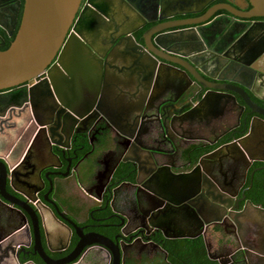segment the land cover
Here are the masks:
<instances>
[{"label":"flooded vegetation","instance_id":"flooded-vegetation-1","mask_svg":"<svg viewBox=\"0 0 264 264\" xmlns=\"http://www.w3.org/2000/svg\"><path fill=\"white\" fill-rule=\"evenodd\" d=\"M83 1H81L80 6ZM238 1L240 0H212L202 8L195 2L184 6H173L168 8L169 13H167L173 14L164 19L157 18L158 12L155 9L150 7L143 9L139 5L143 14H145V17H141L133 9L130 10L131 8L127 4L122 3L124 8L121 7L120 11L115 10L114 13L109 15L108 30L104 32L105 42L102 45L103 47L99 48V52L104 54L106 61L101 70L102 80L105 84L103 100L106 101V97L111 91L108 82L109 73L118 70L122 66L124 67V64L130 75L133 74L135 68H138V65L131 67L126 53L123 52L124 42L114 44V41L113 45L111 39L128 28L132 29L130 32L131 37L138 43L143 42V35H149L158 26L169 25L171 30L186 29V37H192L191 42H193L191 45H184L182 42L178 43L177 41L172 48L179 51L198 49L195 58L205 73L212 78L206 76L199 78L201 85H196L193 79L191 82L194 84L189 83L186 79L178 81L172 75H162L161 72L166 68L161 65L160 58L156 59L154 66L158 68L157 78L156 74L154 76L152 72L150 73L147 70L146 77L141 78L133 89L127 87V91H123L125 95H130V97L131 93H135V96L139 95L145 100L148 99L146 108H144L145 104L143 103L138 111L131 115L132 118L136 117V119L134 129L129 134L131 138L136 139L143 146H152L164 151L165 153L158 163L165 164L169 169H171V166H175L176 170L179 169L185 172L198 164L201 158L199 166L200 168L203 167L202 172L208 176V182L200 180L199 188L194 189V186H187L186 189H183L181 180L177 182L180 177H172V183L167 182L166 187L161 188L159 176L162 178L161 176L167 175V172L164 171V168H159L151 162H148L144 169H148L147 174L141 172L136 174L129 161H121V158L132 154V152H128L134 148L108 122L107 115L111 114V110H108L107 107L102 109V115L99 119L95 118L96 123L92 127L91 116L89 118H78L75 115V117L65 116L63 124L60 123V126H62L60 134H52V138L62 145L61 147L52 146V151L56 153L58 159L47 156L43 163L52 166L41 170L42 183H36L39 186L38 191L35 192L36 198L28 203L37 215V223L36 220L33 221L30 218V214L26 210L28 209L26 204V211H23L24 217L14 211H8L0 205V238L2 237L0 240V264H45L39 257L36 247H34L36 244L32 223L34 225L36 223L40 245L51 260H58L67 256L80 239L89 242V245L84 247L86 249L83 248L71 261L65 264H169L166 261L164 242L197 236H200L203 241L207 257L208 252L209 255L220 260L226 259L225 264H247L244 259L246 256L248 262L255 264L257 253L264 252V220L254 218L246 200L264 208L261 201L252 200V197L260 191L258 190L259 185L264 183V141L259 135L260 140L258 142L256 140L254 143L253 140L244 141L242 143L243 147L239 148L240 150H237L235 146H230L228 151H222L219 147L244 136L248 132L254 116L263 119L264 117L251 112L238 94H234L236 101L234 102L229 96L221 95L222 93L218 94L217 92L220 91L213 88L214 86H221L235 89V86L230 83L215 80L216 77L224 75V71L220 66H233L232 64L235 63L242 65L241 63L250 58L249 55L253 51L251 50L252 43L264 39L263 29L259 26L248 27L241 23L232 22L222 16L223 14L230 15V12L219 8L223 3H228L241 10L248 9L246 8L248 5L246 0H241V4ZM207 13L208 17L199 23L208 24L199 29L198 35L193 36V33L188 29L195 26L194 22H198ZM114 14L118 16L127 14V16L124 21L119 18L120 21L117 22V19L114 20L116 18ZM237 18L244 20L243 18ZM251 20H264V17H255ZM3 32L5 33L4 30ZM74 44L71 39L68 46ZM69 52H71V49L66 51L63 64L70 70V66L76 64V58L73 56L72 59ZM155 53L167 59L181 61L171 53L160 50H155ZM117 61L122 62L119 67L116 66ZM155 70L153 73H155ZM50 73L55 86V94H58L60 98L63 97L64 91L68 89L74 90L75 95L83 99L87 96L91 98L94 93V89L87 90L85 88V83H88V80L82 74L78 76V73L76 76L75 73L74 82L68 77L65 85L61 80L63 71L60 67H54ZM84 73L91 74L89 71ZM92 73L96 74L93 71ZM228 75L227 73L226 76ZM254 77L255 74L253 79H255ZM33 82L34 78L24 82L23 85L26 86L22 91L25 92L27 86H30ZM260 82L264 84V76L262 75L255 79L257 86ZM43 83L39 86L41 94L39 93L40 95L36 96L38 98L34 105L37 118L48 121L54 119L59 104L55 99L54 92L51 89L49 90V84ZM6 90L8 89H2L0 92ZM263 91L260 86L259 93ZM191 92L198 94V99L201 97L212 98L208 103L203 102V108L199 111L201 113L198 114L199 118L206 123L204 130L199 133V135L204 136V140L192 139L190 132L175 131V127L170 126H167L165 133L158 131L157 126H153L154 116L161 113L160 110L157 111L158 103L163 101L161 105L169 104L167 108H164V112L170 114L175 110H180L188 103L193 105L197 103L195 97H191ZM246 92L254 103L263 106V103L250 94L248 90ZM2 96H5V94ZM214 100L218 101L215 102ZM240 105H242V108ZM40 108L45 113H38L37 109ZM3 110H6V108H1V111ZM29 110L28 107L27 112L24 110V114L19 117L13 115L14 127L7 129V136L1 138L3 143H12V146L15 145L17 150L22 145L30 143L33 145L40 144L42 147L43 137L46 136L47 139V130L38 129V126L35 127V120ZM73 110L76 113L81 111V109L75 107ZM48 112L53 114L51 119H47ZM112 112L115 113L116 111L112 110ZM91 115H94V110ZM150 116H153V118ZM256 124L254 130L261 133L262 124ZM57 131L59 132V129ZM149 131L156 133L153 144L150 140L144 138L145 135L149 134ZM129 146L131 149L128 148ZM2 147H0V151L3 149ZM11 148L10 146L7 157L15 160L17 156L14 153L17 150ZM244 150L249 153L251 158L245 155ZM197 151H200V153L194 157L193 152ZM209 153L212 154V162L210 163L202 159L203 155ZM182 155L189 157V162L181 161L179 157ZM22 156L23 153L18 160ZM88 170L92 171V175L94 173L96 179L92 184L91 181L86 182L84 178L85 172ZM57 172H64V175H59ZM109 176L115 182L110 187L114 188L110 197L105 191V186L110 180ZM8 183L7 181L5 184V190L9 193V196L13 195L20 200L25 199L19 192L13 190ZM15 185L18 189L28 193V196H32L27 188H23L17 181ZM81 187L82 189L84 187L89 188L93 195L96 194L97 197L88 199L84 196ZM191 190L195 193L207 190L211 191L212 194H215L216 190L221 191L223 195L219 198L222 203L216 201L219 203L220 208L209 214L213 217L220 216L218 223L205 224L199 219L188 218L183 212V207L179 206L176 208L175 213L167 211L165 218L162 216L153 218L154 220L151 218L149 224L150 213L158 208L163 209L166 198L176 201ZM262 192L263 190L260 193ZM226 197L230 199L228 207L224 206ZM161 198L164 199L160 201ZM0 199L2 198L0 197ZM35 201H37V204ZM38 202L42 204L41 207ZM35 204L40 208L41 213ZM201 206L208 208L204 201L201 202ZM44 207L51 212H48ZM163 218L164 221H162ZM165 222H168L170 227L173 228V230L166 232L169 234L179 233L183 236L164 237L159 229L160 227L156 225ZM17 225H19L18 231L16 233L12 232L13 227ZM63 225H67L70 229L67 241L64 244L60 241L63 232H65L63 231ZM54 235L57 236L56 239H54ZM103 235L112 241L110 245L113 249L115 246L113 243H116L119 247L116 259L109 252L110 250L108 251L101 244L94 242L95 240L104 239ZM187 235L192 236L188 237ZM206 243L208 244V251L205 247ZM62 245L64 246L62 247ZM238 256L239 259H236ZM212 260L217 262V259Z\"/></svg>","mask_w":264,"mask_h":264},{"label":"water","instance_id":"water-1","mask_svg":"<svg viewBox=\"0 0 264 264\" xmlns=\"http://www.w3.org/2000/svg\"><path fill=\"white\" fill-rule=\"evenodd\" d=\"M81 1L82 0H23L19 23L14 36L5 49H0V90L8 89L5 92H0V147L4 146L0 151V197L2 198L0 199V205H2V207L8 211L10 210L14 211L15 213H19L22 217H24L23 211L25 212L27 210L30 214V218H32L33 221L37 219V215L34 213L33 208L28 203L35 200L36 198L35 192L39 189V186L36 183H42L41 170L45 167L52 166L43 163L47 156L58 159L56 153L52 151V146L61 147L62 145L52 138V134H60L62 131V126H60V123L63 124L65 116H76L78 118H89L91 116L92 119H90V122L92 127L96 123V119H99L102 115V109L107 107L108 110H111V114L107 115L108 122L111 123L118 134L121 135L123 139L127 143L131 144L134 148L131 149L129 146L128 148L131 150H129L128 153L132 152V154L121 158V161H129L136 174L140 172L142 174H147L148 169H144L148 162H151L155 166H159V168H164V171L167 172V175L161 176L162 178L159 176L161 188L163 186L166 187L167 182H170L171 184L172 177H180L177 182L181 180L183 189H186L187 186H194V189H197L200 186V180H206L208 182L209 179L208 176L202 172L203 167L200 168L199 166L201 158L199 159L198 164L194 165L193 168L188 169L185 172H182L179 169L176 170L175 166H171V169H169V167H167L165 164L161 165L158 163V161H161L163 154L165 153L164 151L152 146H143V144H139L136 139L131 138L129 132L134 129L136 119V117L132 118L131 115L135 111H138V108L142 106L143 103L145 104L144 108H146L148 99L145 100L143 97L141 98L139 95L135 96V93H131V97L127 101L123 102V100L120 98L122 102L118 103L117 107L113 105L114 103H110V98H106L107 102L103 100L105 92L103 89L105 84L102 80L101 70L103 64L106 63V61L104 59V54L99 52V48H102V45L105 42L104 32L108 30L107 22L109 15L111 14L108 11H110V9H113L114 13L115 9L120 11L121 7L124 8L123 4H127L131 8L130 10L133 9L141 17H145V14H143L141 9L150 7L151 9H155V11L158 12V19H164L173 14H167L169 13L168 8L173 6H184L189 3L193 4L195 2L200 6V8H202L212 0H84L80 6ZM246 1L249 4L248 9L246 10L238 9L228 3L221 4L219 8H223L230 12V15L223 14L222 16L232 22L241 23L248 27L259 26V28H262L264 32V20H251L255 17H264V0ZM19 4L20 0H0V28H2L7 35H11L14 30ZM139 5H141L142 8H140ZM7 9L12 11V14L9 13L8 15V22L4 19V13H2H8ZM126 9L128 8L126 7ZM125 16H127V14ZM207 17L208 13L207 15L201 17L198 22H194L196 24L195 26H191V28L188 29L193 33V36L198 35L199 29L208 24L199 23L204 21ZM237 17L243 18L244 20L238 19ZM131 31L132 29L128 28L126 31H123V33L121 32L117 37H114L111 40L112 44L114 41V44H122L124 42L122 46L124 49L123 52L126 53V57L128 58L131 67H133V65H138L140 72L143 74V77H141L142 79L146 77L147 70L148 72L150 71V73L152 72V75L154 74V76L156 74V78L158 77V68L154 66L156 64L155 60L158 58H160L162 61L161 65L166 68L161 72L162 75H172L176 77L178 81L181 79H186L189 83L201 85V80L199 78L205 76L212 78L205 73L198 60L195 58L198 49L179 51L172 48L176 45L177 41L178 43L182 42L184 45H191L193 42H191L192 37H186V29L178 28L171 30L169 25L161 27L158 26L154 28L149 33V35H143L144 39L142 43L136 42L131 37ZM71 39L75 44L68 46V43ZM262 40L260 42L256 41L252 43L251 50L253 51L249 55L250 58L245 60L244 63H241L242 65L235 63L232 64L233 66H220L222 67V71H224V75L216 77L215 80L218 82L223 81L230 83L235 86V89L221 86H214L213 88L220 91L217 92L218 94L222 93L221 95H227L234 102H236L234 94H238L251 112L264 117V91L259 93L260 86L261 89L264 90V84H261L260 82L259 86H257L255 83L256 78H259L261 75L264 76V39ZM3 43L4 40L0 35V45H3ZM70 49L71 52H69V54L71 55L72 59L73 56L76 58V64L70 66L69 70L64 66L63 61L65 60L66 51ZM155 50H160L169 54L171 53L173 56L181 59L183 62L162 57L155 53ZM54 67H60L63 71L61 80L65 83V85L68 77L72 82L75 81V73L76 76L78 73V76H80V74H82V76L84 75L88 80V83H85V88L87 90L94 89V93L92 94L91 98L88 96L85 97V99L80 98L75 95L74 90L72 91L70 89L64 91L62 98H60L58 94L56 95L55 86L53 85L52 76L50 73ZM154 70L155 73H153ZM83 71H89L92 75H88V73L85 74ZM92 71L94 73L96 72V74H93ZM134 73L138 76V73ZM227 73L229 74L228 76H226ZM254 74L255 79H253ZM31 78H34V82L30 86H27L25 92L22 91V89L26 86L23 85V83L27 80H30ZM141 78L139 77L138 81ZM192 79L194 80V83L191 82ZM42 82H44L43 84H49L48 88L54 92L55 99L59 104V109L55 113L54 119H51L53 116L52 112L47 113V119H51L48 121H42L37 118L35 111L36 107L34 105L36 99L38 98L36 96L41 94L39 86L42 84ZM245 89L248 90V92L259 101H261L263 106H259L254 103ZM191 93V97L194 96L197 100V103L194 105L192 103H188L180 110H175L170 114H166V112H164V108H167L169 104L161 105L163 101L158 103L157 111L160 110L161 113L158 116H154L153 126H157L158 131L162 133H165L167 126L173 128L175 127V131L179 130L190 132L192 134V139H197L198 141L202 139L204 140V136L199 135V133L201 130H204L206 123H204L203 120L199 118L198 114L201 113L199 111L201 108H203V102L206 101V103H208L212 98L201 97L198 99V94H195V92ZM4 94L5 96H2ZM2 97L4 98L1 99ZM214 101L217 102L218 100ZM4 107L6 110L1 111V108ZM28 107L33 119L35 120V127L38 126V129L47 130V139L46 136L45 138L43 137L42 147L40 144L33 145L30 143L22 145L17 150L15 145L14 148L12 143H3L1 138L3 136H7L8 128L14 127V123L12 122L13 115L15 117H19L20 115L24 114V110L27 112ZM74 107L81 109L80 113L74 112ZM240 107L242 108V105H240ZM40 109H37V111H39L38 113H45L44 110L42 112V109ZM93 110L94 115H91ZM112 110L116 112L114 113ZM150 117L153 118V116ZM256 123L262 124L261 133L254 130ZM121 128H124V130ZM58 129L59 132L57 131ZM154 131H149V134L144 136L145 140H150L151 144H153L154 140L156 139V133ZM180 135L182 136V134ZM256 135L258 136L256 137ZM259 135L262 141H264V119L254 116L249 125L248 132L244 136L237 138L235 141L222 144L219 149L222 151H228L230 146H235L237 150H240L239 148L243 147L242 143L244 141L253 140L254 143L256 140L258 142L260 140ZM163 136L165 135L163 134ZM10 146L12 147L11 149L17 150L14 153L17 156L15 157V160L7 157ZM40 147L41 149H39ZM22 153V158L18 160ZM244 153L247 155V157L251 158L246 150H244ZM179 159L181 161L185 160L187 162L190 160L189 157H186V155L180 156ZM202 159L210 163L212 162V154H205L203 155ZM57 166L59 167L60 165ZM57 173L62 176L64 175V172ZM84 178L86 182L91 181V184L93 181H96L94 178V173L92 175L91 170L85 172ZM109 179L110 182H107L105 191L110 197L114 190V188L110 187L114 185L115 182L111 180L110 176ZM15 180L20 183L23 188H27L32 196H28V193H25L22 189H18L15 185ZM7 181L9 182V186L13 190L19 192L25 199L20 200L13 195L9 196V193H7L5 190V184ZM48 182L50 181L48 180ZM161 188L159 189L161 190ZM81 190L83 191L84 196H86L88 199L97 197L96 194L95 196L93 195L89 188L84 187L82 189L81 187ZM210 192L211 191L206 190L204 192L201 191L195 193L193 190H191L188 194L183 195L180 197L181 199L178 198L179 200L176 201L171 198H166V204L162 207L163 209L158 208L155 210L156 213L154 210L150 213L149 224L151 223V218L153 219L158 216L164 217L167 211L175 213L176 208L179 206L183 207V212L188 218H193L196 220L199 219L205 224L218 223L220 221V216L213 217L209 214L215 209L217 210L220 208L218 204L222 203V200L219 197L223 194L220 190H216L215 194ZM157 197L159 196L157 195ZM163 199L164 198H161L159 200L162 201ZM225 199L226 201L224 202V206L228 207L230 199L227 197ZM203 201L206 202L208 208L201 206V202ZM35 202L37 204V201ZM38 203L41 207L42 204L40 202ZM246 203L251 208L254 218L263 221L264 208L254 205L248 200H246ZM25 204L27 205L28 209H26ZM36 207L41 213L40 208L37 205ZM44 208L47 209L48 212H51L48 208ZM164 218L162 221H164ZM36 223L35 225L32 223L34 226L33 235L36 244L34 247H36L39 257L43 260V262H45V264L68 263L85 246L89 245V242H84L82 239H80L77 241L73 250L67 256L62 259L51 260L40 245V241L38 240L37 236ZM156 226L160 227L159 229L162 231L164 237L175 238L183 236L179 233L169 234L166 232L173 230L168 222ZM62 227L63 231L65 232H63V236L61 237L60 241L64 244L67 241L70 229L67 225H63ZM18 229L19 225L14 226L12 232L16 233ZM187 236L191 237L192 235ZM103 237L105 240H95L94 242L101 244V246H103L105 249H108V251L110 250L109 252H111L116 259L118 256L119 247L116 243H113L115 244L113 249L112 245H110L112 241L104 235ZM1 239L2 237L0 240ZM63 246L64 245H62V247ZM205 247L208 251L207 243L205 244ZM257 254L258 255L256 256L254 263L264 264V252L261 251ZM207 255L210 259H217L219 264H225L224 261L226 259L220 260L219 258L209 255L208 252ZM244 259L247 264H251L248 262V257L245 256Z\"/></svg>","mask_w":264,"mask_h":264},{"label":"trees","instance_id":"trees-1","mask_svg":"<svg viewBox=\"0 0 264 264\" xmlns=\"http://www.w3.org/2000/svg\"><path fill=\"white\" fill-rule=\"evenodd\" d=\"M23 0H20L18 14L16 18V23L14 30L11 35H7L0 29V35L4 39L3 45H0V49H5L11 39L14 36L16 28L19 23L21 8ZM249 7V4L246 8ZM200 151L193 152V156L196 157ZM263 178V177H262ZM258 194L252 197L253 201H261L264 205V183L259 185ZM263 190L262 193H260ZM164 248L166 251V261L169 264H218L215 260L209 259L204 250L203 241L200 236L194 238H177L172 240H167L164 242ZM239 259V256L236 257Z\"/></svg>","mask_w":264,"mask_h":264},{"label":"crops","instance_id":"crops-1","mask_svg":"<svg viewBox=\"0 0 264 264\" xmlns=\"http://www.w3.org/2000/svg\"><path fill=\"white\" fill-rule=\"evenodd\" d=\"M8 10V9H7ZM116 10V9H115ZM110 12L111 14L113 13V9H110ZM9 13L12 14V11L11 10H8V13H5L4 12V19L8 22L9 20ZM114 16H116V18H114V20L117 19V22H119V18H122L123 21L125 19V15H121V16H118L117 14ZM116 22V21H115ZM122 62L121 61H117L116 62V66L119 67V65H121ZM124 64V63H123ZM138 73V76L134 73ZM133 74H129L128 72V68L125 66L124 64V67H120L118 70H113V72H110L109 73V78H108V82H109V85H110V92L108 93L107 95V99L110 98L111 100V104L115 105V107L118 106V103L122 102L121 99L123 100V102L126 101L130 98V95H125V93L123 91H127V87L128 88H134L137 84H138V78L140 77H143V74L140 72V69L139 68H135ZM129 74V75H128ZM129 78L128 80L126 78ZM112 86V87H111ZM128 93V92H127ZM121 98V99H120ZM119 100V101H118ZM112 109H115L113 107H110ZM57 236L54 235V239H56Z\"/></svg>","mask_w":264,"mask_h":264},{"label":"rangeland","instance_id":"rangeland-1","mask_svg":"<svg viewBox=\"0 0 264 264\" xmlns=\"http://www.w3.org/2000/svg\"><path fill=\"white\" fill-rule=\"evenodd\" d=\"M239 3L241 2V0L240 1H238ZM241 4V3H240Z\"/></svg>","mask_w":264,"mask_h":264}]
</instances>
